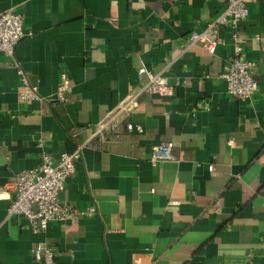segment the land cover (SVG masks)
<instances>
[{"label": "crops", "instance_id": "0c3cea01", "mask_svg": "<svg viewBox=\"0 0 264 264\" xmlns=\"http://www.w3.org/2000/svg\"><path fill=\"white\" fill-rule=\"evenodd\" d=\"M225 4L0 0L25 31L14 57L0 54V264H44L31 251L39 242L55 264H264V0L249 1L240 30L243 55L256 62L251 99L229 95L219 77L232 50L227 28L214 54L188 44ZM15 62L39 99L17 95ZM142 66L173 94L141 91L133 110L92 136L146 85ZM62 73L71 91L53 103ZM162 141L173 158L153 165L150 145ZM80 145L59 194L72 215L37 233L7 216L16 173Z\"/></svg>", "mask_w": 264, "mask_h": 264}, {"label": "built area", "instance_id": "2783aa9c", "mask_svg": "<svg viewBox=\"0 0 264 264\" xmlns=\"http://www.w3.org/2000/svg\"><path fill=\"white\" fill-rule=\"evenodd\" d=\"M250 0H226L221 11L210 21H207L200 30L191 31L188 44L201 45L208 53L214 54L217 46L222 43L221 28H227L231 40V53L223 63L219 77L225 83L226 92L241 100H249L258 88L257 80L252 76L256 66L254 60L246 59L243 55L242 37L240 30L248 15ZM23 18L21 14L7 10L0 13V54L14 57L19 39L24 35ZM15 73L19 78L17 95L20 99H39L37 87L28 81L24 69L14 63ZM140 74L147 76L148 82L141 90L129 95L109 114L100 120L93 135L104 136L105 131L121 116L137 106L136 96L141 91L156 93L160 96H171L173 86L161 75L153 74L145 66L138 69ZM71 91L70 80L65 73L61 74L55 94L49 99L51 102H63L65 94ZM129 131L142 130L140 125L131 122L126 125ZM173 143L162 141L150 145L149 161L155 165L173 158ZM82 146H77L71 153L63 152L57 158L50 153L43 152L40 161L35 167L24 169L16 173L12 186L14 196L7 207V216H22L26 219L29 229L33 233L46 230L51 221H62L73 214V208L59 200V194L65 189L67 178L75 170V160L80 157ZM212 170L213 165L208 167ZM35 205V209L33 208ZM32 254L36 261L44 264H55V252L49 245L35 244Z\"/></svg>", "mask_w": 264, "mask_h": 264}]
</instances>
